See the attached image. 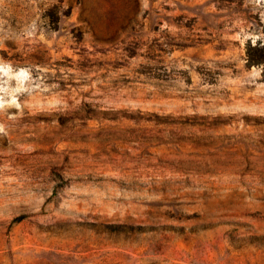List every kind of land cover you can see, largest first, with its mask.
<instances>
[{
    "label": "rangeland",
    "instance_id": "rangeland-1",
    "mask_svg": "<svg viewBox=\"0 0 264 264\" xmlns=\"http://www.w3.org/2000/svg\"><path fill=\"white\" fill-rule=\"evenodd\" d=\"M0 264H264V0H0Z\"/></svg>",
    "mask_w": 264,
    "mask_h": 264
}]
</instances>
